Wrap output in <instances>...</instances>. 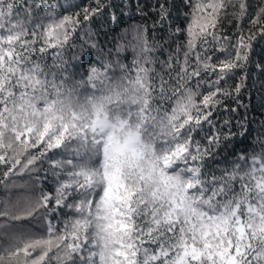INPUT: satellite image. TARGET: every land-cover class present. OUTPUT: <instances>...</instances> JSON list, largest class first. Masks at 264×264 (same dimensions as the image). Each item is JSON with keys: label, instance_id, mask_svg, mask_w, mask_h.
Returning <instances> with one entry per match:
<instances>
[{"label": "snow or ice", "instance_id": "6c2138e0", "mask_svg": "<svg viewBox=\"0 0 264 264\" xmlns=\"http://www.w3.org/2000/svg\"><path fill=\"white\" fill-rule=\"evenodd\" d=\"M182 3L173 27L175 0H158L129 67L92 29L105 0H0V186L27 176L40 189L20 210L0 203V264H264V147L211 167L212 147L237 135L211 117L220 96L240 104L264 0Z\"/></svg>", "mask_w": 264, "mask_h": 264}, {"label": "trees", "instance_id": "16d2710c", "mask_svg": "<svg viewBox=\"0 0 264 264\" xmlns=\"http://www.w3.org/2000/svg\"><path fill=\"white\" fill-rule=\"evenodd\" d=\"M54 3H59L62 8H67L69 4H77L81 6L94 5V0H53ZM106 3L110 4V7L102 15L95 17L92 21V29L98 33L100 43L104 45L105 50L111 47L115 49L117 44L124 46V51L121 53L120 59L126 63L129 67L132 65V60L135 56L133 45L136 44L134 39L136 27L142 23H147L149 28V40H152V21L156 18L155 5L158 0H105ZM259 0H251L253 6L258 3ZM176 8L172 10L171 19L166 24L180 25L181 27L185 24L184 17V5L182 0H175ZM77 9L72 8L70 11L74 12ZM112 15H115L116 21L113 22ZM228 20H232L229 23ZM247 22H244V27L247 28ZM236 32V21L229 17L223 22V33L224 35H233ZM162 35H166V29L164 33L157 31L156 39H160ZM77 43L79 35L75 37ZM184 37H181V41ZM233 43L235 41L233 40ZM223 53H215L213 59L216 56L222 57ZM162 59H167L165 53ZM51 57H49V62ZM260 62L264 64V39H259L255 42L253 48V58L250 65V75L247 81V87L242 90L239 96L240 104L237 103L235 93L233 92L232 97L220 96L222 103L216 106L213 111L211 119L216 125V129L222 133H226L229 130V126L224 124L225 120L230 121L231 129L236 132L237 135L230 139H224L221 136V144L219 148L212 147V153L215 155V160L211 162L213 170L219 174V167L217 165H223L224 158L228 157L231 162L232 157L240 152L253 153L259 152L264 143L258 139V134L264 133V75L260 74L259 70L255 67L256 63ZM159 68V65H157ZM87 71V69H85ZM239 82L236 78L228 81V85H234ZM201 92L206 93L209 89L208 86L202 85ZM199 99V97H198ZM236 109V111H232ZM246 121L245 126L250 129L251 134L246 138H241L239 135L238 123ZM216 129H212L209 125L205 124L203 132L200 134L202 143L207 145L208 141L204 138L206 134L210 135ZM218 153V155H217ZM47 167V165H45ZM41 175H43L41 173ZM51 177H49V181ZM17 185L23 184L24 187L10 186L5 189L0 186V203L11 201V204L16 210H20L27 206V202L30 198H34L40 192V189L35 186L34 182L27 176L16 179ZM44 187L48 190H54L50 182H45ZM25 224L28 221H24Z\"/></svg>", "mask_w": 264, "mask_h": 264}]
</instances>
